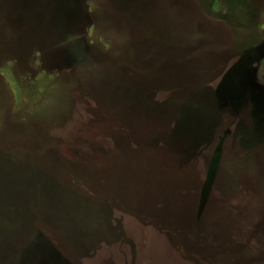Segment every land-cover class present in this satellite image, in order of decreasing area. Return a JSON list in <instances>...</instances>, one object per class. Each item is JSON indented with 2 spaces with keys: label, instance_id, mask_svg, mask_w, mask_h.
Returning <instances> with one entry per match:
<instances>
[{
  "label": "rangeland",
  "instance_id": "rangeland-1",
  "mask_svg": "<svg viewBox=\"0 0 264 264\" xmlns=\"http://www.w3.org/2000/svg\"><path fill=\"white\" fill-rule=\"evenodd\" d=\"M69 2L56 20L52 0H0L3 264L55 233L79 257L104 244L123 264H147L134 263L120 210L141 222L137 244L153 264H193L196 252L264 264L263 248L205 245L186 220L206 206L226 220L242 209L260 219L248 234L264 245V0ZM192 96L217 116L181 114ZM22 213L23 229L8 230L4 217ZM60 252L52 263L84 264ZM101 258L93 264L116 257Z\"/></svg>",
  "mask_w": 264,
  "mask_h": 264
},
{
  "label": "trees",
  "instance_id": "trees-1",
  "mask_svg": "<svg viewBox=\"0 0 264 264\" xmlns=\"http://www.w3.org/2000/svg\"><path fill=\"white\" fill-rule=\"evenodd\" d=\"M77 1V0H75ZM53 2V6H54V11L53 13H55L54 18H56V20H58L59 18H61L62 16H68L67 13H69L68 11L70 10L71 4L69 2V0H52ZM210 90H212V88H210ZM168 91L171 95L173 90L168 89L165 90ZM213 91V90H212ZM164 93V92H163ZM197 96V95H196ZM195 96L192 97H186L185 100L181 103L180 108H177L178 111L181 112V114L184 111H191L193 112L197 118H199V116L201 117V123L205 125L204 121H206V119H213L214 117H216L217 115V108H214L215 105L213 106L212 102L210 103H205L204 99L201 98H193ZM200 123V124H201ZM203 133L200 135L199 133H193V135L195 136V138L197 140H200V143H202L203 139ZM200 138V139H199ZM200 143L198 145H200ZM198 145L195 146V148L193 149H197ZM153 207L156 209H163L165 207H169V204H167L164 200L163 202L161 201H154L153 202ZM224 210L225 213H227V210L229 209V211L232 209H230L229 207H224L222 208ZM218 211H214L212 208H209L208 206H206L204 208V211L201 212L200 214L197 215V217L195 216L194 218L190 217V216H186V220L189 221V223L196 225L197 230H196V235L199 239L202 240V242L205 245H211V244H217V245H223L224 247L226 245L231 244V242H233V239H241L244 241L245 246H251V247H255V245H257L256 247L258 248H253L251 251H253L254 253H260V248H263L264 250V245H260V240H257V235H249V231H252V229L255 227L257 228L256 224L259 222V218L257 216H253V217H248L244 211L241 209L240 211V217L236 218L237 220H226L224 218H222L220 215H218L217 213ZM118 217L119 220L123 225L127 226V228L131 231V233L129 232V235L131 237L132 241L131 243H133V247H132V251L134 252V263L136 260H141L144 263L149 264V262H151L149 260L148 257H146L145 255H147L144 252L143 248H140V246L137 244V242H140L139 236L137 235V231H136V227L138 225H141V222L139 220H137L134 216V213H132V211L128 210H120L117 211L115 213ZM196 215V213H195ZM16 216L18 218H12L9 217L8 220L9 222H6V217H4V225L6 226V228L8 230H15V231H21V229H23V213L22 214H16ZM28 219V217H26V220ZM2 219L0 218V221ZM16 220V221H14ZM147 223V224H145ZM144 225H148V222L145 221L143 223ZM154 230L153 231H157L156 227L160 228V227H164L161 222H156L154 223ZM1 225V224H0ZM150 230L152 229L151 226L149 227ZM162 230L167 234V232H169L170 230L166 227L162 228ZM51 232V231H49ZM157 235H160L159 232H154ZM59 235L57 233H55L53 235L52 238V244L49 246L44 245L45 243L43 241H40L43 245L39 244V243H33L32 246L30 248H25L23 245V255L21 254L20 256H15L16 258L13 257H8V255H6L9 259L10 264H57V263H52L53 260L55 261H59L61 259H59V254H61L60 250L63 251V256H65V249L67 250L66 254L67 256H69L70 258H73L71 255L75 256L74 253L78 254V258L79 261H82L84 264H93V262L98 259L99 261L102 260L101 257L107 255L108 253L111 254V256L116 257L114 258V260L112 259L110 262L106 261L103 264H123V260L121 257H118L120 254H118L117 250L113 247H109L106 245H102L99 249H96L94 251V253L92 254V256H88V257H79V255L81 254V250L78 247H71V245H69L66 241V239L64 237L61 236V239H63L67 245V248L64 247L63 245V240L58 241L57 239H55V236ZM60 236V235H59ZM251 236V237H250ZM227 237L229 238L228 242H226L223 238ZM40 239V238H39ZM219 241H222V243H219ZM210 243V244H209ZM244 243H240L242 244L241 246H244ZM44 246H46L47 248H45ZM65 248V249H64ZM249 248V247H247ZM10 249V247H9ZM27 249V250H26ZM193 250L196 252V248H191L188 247L186 248V250ZM25 252V253H24ZM4 250L0 252V264H3V262L1 261L2 258H4ZM145 254V255H144ZM203 256V257H202ZM194 259H195V263L193 264H220L218 263V260L211 258L209 256H207L206 254H202L200 252H196L194 254ZM66 260V259H65ZM63 262V261H62ZM153 262V260H152ZM151 262V264H153ZM187 264H191V262L186 261ZM249 263V262H248Z\"/></svg>",
  "mask_w": 264,
  "mask_h": 264
}]
</instances>
